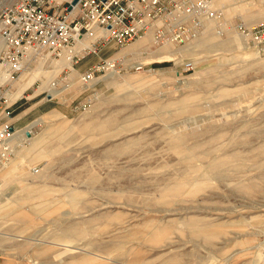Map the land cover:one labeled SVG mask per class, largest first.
<instances>
[{
  "label": "rangeland",
  "instance_id": "1",
  "mask_svg": "<svg viewBox=\"0 0 264 264\" xmlns=\"http://www.w3.org/2000/svg\"><path fill=\"white\" fill-rule=\"evenodd\" d=\"M213 2L184 42L165 14L176 44L95 40L45 78L62 53L0 65V264H264V0Z\"/></svg>",
  "mask_w": 264,
  "mask_h": 264
},
{
  "label": "built area",
  "instance_id": "2",
  "mask_svg": "<svg viewBox=\"0 0 264 264\" xmlns=\"http://www.w3.org/2000/svg\"><path fill=\"white\" fill-rule=\"evenodd\" d=\"M72 1L68 0L62 8L52 9L55 6L52 0H16L0 9V33L5 41L0 65L12 78L22 72L30 50L60 56L65 48L96 28L104 33L97 42L110 40L126 45L149 29H154L155 40L162 42L165 33L158 22L165 14H173L165 23L175 24L179 30L175 39L184 42L194 37L195 33L181 24L183 19L178 10L188 14L197 11L209 18L216 17L215 11L210 8L213 0H78L75 4ZM176 13L178 16H175ZM197 24L195 22V26ZM251 33L257 39L262 38L264 24L252 29ZM103 65L117 66L115 62L108 61L94 66L87 76L91 77ZM3 113L0 106V162L8 160L9 147L4 141L12 130L14 133L13 123L5 121L8 117L2 118ZM5 114L9 116L10 112L5 109Z\"/></svg>",
  "mask_w": 264,
  "mask_h": 264
},
{
  "label": "bare ground",
  "instance_id": "3",
  "mask_svg": "<svg viewBox=\"0 0 264 264\" xmlns=\"http://www.w3.org/2000/svg\"><path fill=\"white\" fill-rule=\"evenodd\" d=\"M215 6V3L212 1V3L210 4V8H212V7H214ZM177 12H179L180 13V16L182 17V18H186V17H191L195 12H197V11H195V12H193V13H191V14H188V13H184V11L183 12H180L179 10L177 11ZM201 14H203V15H205L204 13H201ZM210 21H212V20H210ZM95 30V32L93 33V35L92 36H88V34H86L87 36H83L82 38H80L79 40H78V42H77V45L73 48V49H67V48H65L64 50H63V52H62V56H61V59H59V60H57V61H52L51 63V66L50 67H52V70H47L46 69V67H45V65H46V63L49 61L47 58H44V60H40V62H39V64H40V68L41 69H43V72H40V73H38L37 74V76L38 77H40L41 76V78H45V77H48V76H50V77H53V76H55L56 74H58L63 68H65V67H72V63H71V60H72V58H73V56H75L76 54H79V52H80V50L81 49H85V48H91V42L95 39V38H97L98 39V36L100 37V36H102L104 33H103V31L102 30H100V29H98V28H96V29H94ZM101 32V35H97V34H99L98 32L99 31ZM91 35V34H90ZM96 39V40H97ZM163 43H172V44H176V42H175V40H173V39H166L165 41H162ZM154 43H155V33H154ZM4 47H5V42H2L1 40H0V53L3 51V49H4ZM69 48V47H68ZM67 49V50H66ZM30 51H33V52H36V51H34V50H30ZM29 51V52H30ZM28 52V53H29ZM28 53H27V57H26V60L24 61V64H23V70H22V72L26 69V67H27V62H28ZM36 53H38V52H36ZM39 53H44V52H39ZM160 53L162 54V55H164V54H166L167 53V51H160ZM50 54V53H49ZM144 63H145V61H143ZM143 62H141V63H143ZM3 67V66H2ZM112 67V66H111ZM3 69H4V71L9 75V77L11 78L10 80H12L13 78L10 76V74L7 72V70L3 67ZM21 72V73H22ZM5 78L4 79H6L7 77L6 76H4Z\"/></svg>",
  "mask_w": 264,
  "mask_h": 264
},
{
  "label": "crops",
  "instance_id": "4",
  "mask_svg": "<svg viewBox=\"0 0 264 264\" xmlns=\"http://www.w3.org/2000/svg\"><path fill=\"white\" fill-rule=\"evenodd\" d=\"M99 37V36H98ZM97 38H95L92 42H91V45H92V43L96 40ZM149 40V38H145V39H143L142 41H140L135 47H134V50H136V49H139L140 47H142L143 45H145L146 43H147V41ZM163 55L160 53V51L158 50L157 51V54L155 55V56H152V58H160V57H162ZM34 55L32 56V58H31V60L32 59H34ZM28 62H29V60H28ZM28 62H27V64H28ZM62 71V70H61ZM60 71V72H61ZM59 74V73H58ZM58 74H56V75H58ZM26 79L27 78H24L23 80H21V81H23L24 83H26L25 81H26ZM22 82V83H23ZM27 84V83H26ZM28 86V85H27ZM20 87H21V91H20V96H18L17 98H19V97H21L22 96V93L26 90V88H24L23 87V85L21 84L20 85ZM22 92V93H21ZM13 96V93H11L10 94V96L8 97V99H10L11 97ZM13 101V100H12Z\"/></svg>",
  "mask_w": 264,
  "mask_h": 264
},
{
  "label": "water",
  "instance_id": "5",
  "mask_svg": "<svg viewBox=\"0 0 264 264\" xmlns=\"http://www.w3.org/2000/svg\"><path fill=\"white\" fill-rule=\"evenodd\" d=\"M77 1H78V0H73V1H72V4L77 3ZM28 134H29V132H28Z\"/></svg>",
  "mask_w": 264,
  "mask_h": 264
}]
</instances>
